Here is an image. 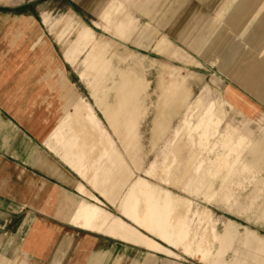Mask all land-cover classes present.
<instances>
[{"label": "crops", "instance_id": "1", "mask_svg": "<svg viewBox=\"0 0 264 264\" xmlns=\"http://www.w3.org/2000/svg\"><path fill=\"white\" fill-rule=\"evenodd\" d=\"M127 1L0 0V261L19 260V264H125L122 255L126 249L131 252L127 253L128 256L133 258L128 263L137 264L140 254L148 255L152 251L170 255L173 253L171 249L182 250L188 240V220L193 205L188 196L182 197L138 177L129 185L120 209L117 193L121 195L124 188L121 187L119 192L116 189L115 204L111 203L113 200L110 202L104 197L105 188L94 183L98 168L91 167V161L73 157L70 144L65 150L67 155L59 144H55L63 136L61 125L64 123L77 134L86 136L91 155L98 148L105 152L104 155H109V161L115 155L110 153L97 115L81 97L78 100L81 98L82 102L75 104L71 88L75 84L70 73L76 76V71L60 66V43L64 46L66 63L72 61L82 47L103 43L95 39V31L89 26L75 33L74 42L59 36L58 40L46 37L36 31V14L49 7L52 11L61 7L71 11L78 9L84 16L92 18L103 12V28L112 33L116 39L114 44H119L117 35L121 33L115 31V23L118 26L123 21L121 18L127 21L124 27L128 33L131 13L124 10ZM133 2L135 9L132 11H137L147 26V34H139L150 37L157 28L163 32L153 46L156 55L174 59L165 57L172 44L175 47L173 54L181 58L189 55L185 48L202 62L212 61V65L217 67L228 91L225 95L217 94L219 101H211L212 113L214 117L217 114L219 121L236 134L234 139L223 136L227 139L220 143L217 152L225 149L226 156L222 161L226 164L233 157L235 164L248 167L244 152L250 146L254 156L251 165L260 167L259 163L264 159V0ZM48 16L47 13L42 16V23L47 28ZM139 28L138 18L135 33ZM140 35L135 39L136 45L142 43ZM66 44H70L68 50ZM195 63L200 64L196 60ZM67 65L73 69L71 64ZM190 73L193 74L192 71ZM217 80L213 79L214 82ZM189 91L186 84L180 85V108L187 101ZM207 93L202 96L206 97ZM113 102L109 99L97 103L102 112L101 104L113 108L116 107ZM231 110L243 117L240 125L229 116ZM68 112L72 114L66 116ZM252 122L260 130L256 139L249 126ZM156 137L151 136L154 146ZM200 151L198 148L197 157H200ZM211 151H216L215 145ZM215 157L209 161L213 163ZM111 164L125 170L122 159L117 155ZM113 166L104 169L106 180H109ZM201 167L205 169L204 160L199 162L197 169ZM172 169V159L167 157L159 176L162 183L170 184ZM122 180H126L124 174ZM133 188L135 191L130 196ZM88 194L100 203L82 202L93 203ZM102 204L129 222L113 217L101 207ZM201 214L198 211L194 216ZM228 221L231 231H239L242 225ZM243 228L246 237L253 236L259 240L256 247L261 250V264H264V236L247 226ZM219 261L221 263L223 259Z\"/></svg>", "mask_w": 264, "mask_h": 264}, {"label": "rangeland", "instance_id": "2", "mask_svg": "<svg viewBox=\"0 0 264 264\" xmlns=\"http://www.w3.org/2000/svg\"><path fill=\"white\" fill-rule=\"evenodd\" d=\"M133 1L128 0L124 7V10L131 13L127 25L128 33L124 39L127 48L114 44L116 39L112 33L103 28V12L92 18L84 16L78 9L71 11L67 7H61L52 11L49 7L36 14V31L42 32L46 37L57 39L59 36L74 42L75 33L89 26L95 31V39L102 41L104 46L109 47L111 44L108 43L114 44L111 50L102 54L104 59L96 61L97 63L90 62V59L102 51L95 46L82 47L74 59L67 62L73 66L72 69L64 62V46L59 42V65L61 68L76 71V76L70 73V79L75 84L71 86L75 94V104L79 101L78 97H81L97 115L110 153L122 159L125 170L117 169L111 164L115 155L111 156L109 161V155H104L105 152L99 148L91 155L86 136L77 134L64 123L61 125L63 136H60L55 144H59L65 155L67 145L70 144L73 157L85 159L89 163L91 161V167L98 168L94 183H99L105 188L104 197L109 201L113 200L111 203L115 204L116 189L119 192L123 187L124 192L121 195L117 193L120 209L129 185L138 177H143L182 197L188 196L193 201L192 213L188 220L190 235L183 249H171L173 253L170 255L152 251L148 252V255L140 254L137 264H261V250L256 247L259 240L253 236L246 237L243 226L264 236V159L260 161V167H253L251 164L254 156L249 146L244 152L248 167L235 164L233 157L228 159L227 164L222 161L226 156L225 149L220 153L217 150L220 143L227 139L223 136H231L234 139L236 134L219 121L217 114L214 117L212 113L211 101H219L217 94L225 95L228 91L217 67L212 65V61L202 62L185 48L184 51L191 57L183 55L181 58L180 55L173 54L175 47L172 44L170 53L165 57L174 59L156 55L153 46L163 32L157 28L153 36L140 35V32H147L146 21L137 11H132V8L135 9ZM45 13L49 15L46 21L48 28L42 23ZM138 18L140 28L135 33ZM139 35L142 43L136 45L135 39ZM65 47L68 50L70 44ZM194 59L200 64L196 65ZM132 69L139 70L141 74L132 75ZM214 78L218 79L217 82L213 81ZM64 79L67 80L68 77L65 76ZM146 80L150 82L149 87L145 85ZM183 84H186L190 91L187 101L185 100L184 106L180 108L179 91L180 85ZM206 91L208 93L203 97ZM109 99L114 100L112 104H116V107L101 104V112L97 102H106ZM68 114L72 113L68 112L66 116ZM229 116L237 125L244 120L234 110L230 111ZM135 119L138 123L133 126ZM249 126L254 132L253 138H258L259 126L255 122ZM151 136H157L155 146ZM212 145L216 147L214 153L211 151ZM198 148L201 150L200 157H197ZM214 156L216 157L211 163L209 160ZM167 157L172 159L173 165L169 176L170 184L162 183L159 178ZM203 160L205 169H197L199 162ZM110 166L113 167L109 180H106L104 169ZM123 174L126 180H122ZM88 196L93 203L85 200L82 202L100 203L94 196ZM101 207L113 217H121L129 222L124 216H117L115 210L110 212L103 204ZM198 211L202 214L195 217L194 213ZM228 219L242 225L239 231L230 230ZM13 222L14 220L11 223ZM226 235V241L223 242ZM151 237L159 241L155 236ZM127 253L131 252L124 249L122 256L125 264L133 261L132 256ZM221 258L223 262L220 263ZM0 264H19V260L5 259L0 261Z\"/></svg>", "mask_w": 264, "mask_h": 264}, {"label": "bare ground", "instance_id": "3", "mask_svg": "<svg viewBox=\"0 0 264 264\" xmlns=\"http://www.w3.org/2000/svg\"><path fill=\"white\" fill-rule=\"evenodd\" d=\"M126 14H127V12H126ZM128 16V15H127ZM125 17V16H124ZM130 19V18H129ZM120 20H123V21H120L121 23L120 24H118V26L116 25L117 23H115V31H120V33L122 34H120V35H117V37L119 38V45L120 46H123V47H125V48H127V44L124 42V36L126 35V26L124 27V24L126 23L127 24V21L125 22L124 21V19H120ZM119 21V20H118ZM123 22V23H122ZM114 46V44H111L109 47H107V46H104V45H100V44H95V47H97L98 49H100L102 52H101V54H95V55H93L92 56V58L90 59V62H100L101 60H103L104 59V57L102 56V54H104V53H106V51H108V50H111V48ZM96 62V63H97ZM96 65V64H95ZM94 65V66H95ZM91 66H92V64H91ZM94 68V67H93ZM91 70V69H90ZM93 70V69H92ZM139 75V74H141L140 72H139V70H137V69H132V75ZM144 80V79H143ZM144 82H146V86L147 87H149V85H150V82L148 81V80H146V81H144ZM144 84V83H143ZM132 94V93H131ZM82 102V100H81V98H80V101H79V104ZM137 123H138V121L135 119L134 121H133V123H132V125L133 126H136L137 125ZM102 136V135H101ZM171 163V162H170ZM168 175V174H167ZM154 190V189H153ZM134 191H135V188H133L132 189V191L130 192V196L134 193ZM137 191V190H136ZM154 192V191H153ZM156 194V193H155ZM154 195V194H153ZM137 196V195H136ZM151 196V195H150ZM155 196V195H154ZM138 197V196H137ZM156 197V196H155ZM154 200H155V198H154ZM158 202V201H157ZM142 206V205H141ZM152 206H153V203H152ZM152 206H151V209H152ZM162 206V205H161ZM163 207H164V205H163ZM162 207V208H163ZM149 211H150V209H149ZM156 211V210H155ZM154 211V213H156ZM158 211V210H157ZM159 215V213H157V216ZM153 217V216H152ZM152 217H151V219H152ZM160 218V217H159ZM154 220H155V218H153ZM153 224V223H152ZM156 224H157V222H156ZM155 224V225H156ZM159 224H160V220H159ZM154 225V226H155ZM167 227V226H166ZM154 228H157V226L156 227H154ZM167 229V228H166Z\"/></svg>", "mask_w": 264, "mask_h": 264}]
</instances>
